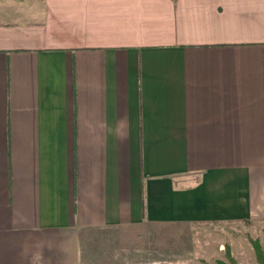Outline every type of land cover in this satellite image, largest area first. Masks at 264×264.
Segmentation results:
<instances>
[{"label": "crops", "instance_id": "obj_1", "mask_svg": "<svg viewBox=\"0 0 264 264\" xmlns=\"http://www.w3.org/2000/svg\"><path fill=\"white\" fill-rule=\"evenodd\" d=\"M244 221L264 0H0V264H143L112 231Z\"/></svg>", "mask_w": 264, "mask_h": 264}, {"label": "rangeland", "instance_id": "obj_2", "mask_svg": "<svg viewBox=\"0 0 264 264\" xmlns=\"http://www.w3.org/2000/svg\"><path fill=\"white\" fill-rule=\"evenodd\" d=\"M111 235L116 237L113 249L117 248L119 256L121 248L131 249L134 260L143 264L229 263L227 249L237 264H260L251 240L259 239L264 245V221L224 225L146 223L112 231Z\"/></svg>", "mask_w": 264, "mask_h": 264}, {"label": "trees", "instance_id": "obj_3", "mask_svg": "<svg viewBox=\"0 0 264 264\" xmlns=\"http://www.w3.org/2000/svg\"><path fill=\"white\" fill-rule=\"evenodd\" d=\"M244 222H248V221H244ZM251 241H252V244H253L255 252H256L257 261L260 264H264V245H262V243L259 239H252ZM226 254H227V257L229 259V263L224 262V261H220V262H218V264H237L236 260L231 256L228 249L226 250Z\"/></svg>", "mask_w": 264, "mask_h": 264}]
</instances>
